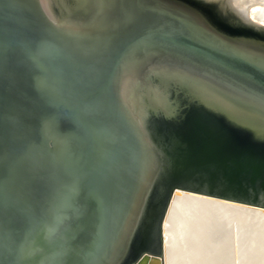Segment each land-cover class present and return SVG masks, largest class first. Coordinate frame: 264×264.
I'll use <instances>...</instances> for the list:
<instances>
[{"label":"water","instance_id":"95a60500","mask_svg":"<svg viewBox=\"0 0 264 264\" xmlns=\"http://www.w3.org/2000/svg\"><path fill=\"white\" fill-rule=\"evenodd\" d=\"M250 4L0 0V264H162L175 191L264 209Z\"/></svg>","mask_w":264,"mask_h":264},{"label":"bare ground","instance_id":"6f19581e","mask_svg":"<svg viewBox=\"0 0 264 264\" xmlns=\"http://www.w3.org/2000/svg\"><path fill=\"white\" fill-rule=\"evenodd\" d=\"M249 1L247 13L263 22L264 0H234L241 8ZM160 229L162 264H230L233 253L234 264H246L248 241L255 251L251 263H264V209L175 191L168 199ZM230 237L237 241L232 254Z\"/></svg>","mask_w":264,"mask_h":264},{"label":"rangeland","instance_id":"374dc122","mask_svg":"<svg viewBox=\"0 0 264 264\" xmlns=\"http://www.w3.org/2000/svg\"><path fill=\"white\" fill-rule=\"evenodd\" d=\"M233 239H234V240H233ZM233 239H232V237L229 238V246H230L231 249H232V250L230 249V253H231V251L234 250V248H236L235 245H236L237 241H236L235 238H233ZM234 241H235V242H234ZM246 241H248V240H246ZM232 242H233V243H232ZM234 243H235V244H234ZM246 243H247L246 245L249 246V247H248V246H245V248L247 247V249L245 250L246 256H251L252 253H255V251L252 249V248H254V247H253L252 245L250 246L249 241L246 242ZM248 243H249V244H248ZM230 247H229V248H230ZM232 247H233V248H232ZM250 249H251V250H250ZM248 250H249V251H248ZM252 251H253V252H252ZM247 252H248V253H247ZM232 253H233V252H232ZM232 253H231V254H232ZM233 256H234V253L232 254V259H231L232 262H231L230 264H234V263H233V261H234V260H233ZM245 263H246V262H245Z\"/></svg>","mask_w":264,"mask_h":264},{"label":"flooded vegetation","instance_id":"af4514ba","mask_svg":"<svg viewBox=\"0 0 264 264\" xmlns=\"http://www.w3.org/2000/svg\"><path fill=\"white\" fill-rule=\"evenodd\" d=\"M146 236H147L146 237L147 240H144L143 243L145 245V248L148 249L153 248L156 245V238L153 236V232L150 233L149 231L148 235Z\"/></svg>","mask_w":264,"mask_h":264}]
</instances>
